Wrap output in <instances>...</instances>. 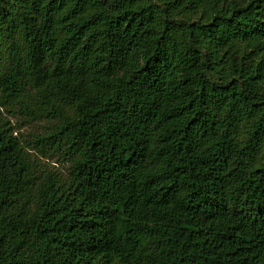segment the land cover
Segmentation results:
<instances>
[{"label": "trees", "instance_id": "16d2710c", "mask_svg": "<svg viewBox=\"0 0 264 264\" xmlns=\"http://www.w3.org/2000/svg\"><path fill=\"white\" fill-rule=\"evenodd\" d=\"M0 264H264V0H0Z\"/></svg>", "mask_w": 264, "mask_h": 264}, {"label": "rangeland", "instance_id": "374dc122", "mask_svg": "<svg viewBox=\"0 0 264 264\" xmlns=\"http://www.w3.org/2000/svg\"><path fill=\"white\" fill-rule=\"evenodd\" d=\"M34 128H35L34 126L29 125V126H26V127L22 128V129H21V132H22V133H28V132L34 130ZM52 164H53L54 167H55L57 170H59V171H64V170H65L64 167H63L62 165L54 164V163H52Z\"/></svg>", "mask_w": 264, "mask_h": 264}]
</instances>
